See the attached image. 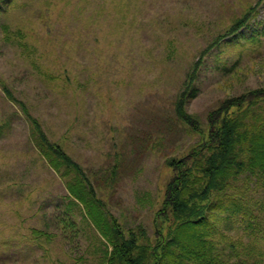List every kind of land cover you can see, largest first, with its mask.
<instances>
[{"label":"rangeland","instance_id":"rangeland-1","mask_svg":"<svg viewBox=\"0 0 264 264\" xmlns=\"http://www.w3.org/2000/svg\"><path fill=\"white\" fill-rule=\"evenodd\" d=\"M248 12L244 28L211 46ZM260 87L264 0H0V264L102 263L89 226H54L69 203L66 179L39 156L12 99L78 164L124 228L151 236L173 175L167 162L200 140L175 114L181 94L204 128L227 99ZM73 221L82 224L81 215ZM233 223L223 231L247 241L244 225Z\"/></svg>","mask_w":264,"mask_h":264},{"label":"trees","instance_id":"trees-1","mask_svg":"<svg viewBox=\"0 0 264 264\" xmlns=\"http://www.w3.org/2000/svg\"><path fill=\"white\" fill-rule=\"evenodd\" d=\"M251 12L211 46L237 34ZM256 36L251 34L250 41ZM202 64V59L195 63L185 83L187 96L194 94L193 82ZM186 95L179 97L175 114L200 140L187 154L167 162L173 175L155 209L151 236L140 227L124 228L78 164L49 140L24 103L12 99L28 120L29 138L39 156L66 179L64 198L69 203L54 226L63 231L89 226L99 241L94 253L99 252L101 264H261L264 260V248L256 246L264 240V87L227 99L207 116L204 128L183 109ZM77 215L82 224L73 221ZM232 221L244 225L247 241L232 240L223 231L232 227ZM31 234L46 242L51 237L43 230L32 229Z\"/></svg>","mask_w":264,"mask_h":264}]
</instances>
